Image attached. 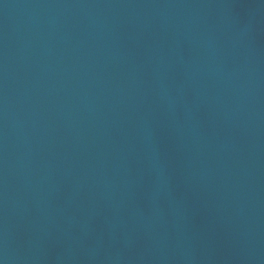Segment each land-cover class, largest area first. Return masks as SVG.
Wrapping results in <instances>:
<instances>
[{"label":"water","instance_id":"water-1","mask_svg":"<svg viewBox=\"0 0 264 264\" xmlns=\"http://www.w3.org/2000/svg\"><path fill=\"white\" fill-rule=\"evenodd\" d=\"M0 264H264V0H0Z\"/></svg>","mask_w":264,"mask_h":264}]
</instances>
